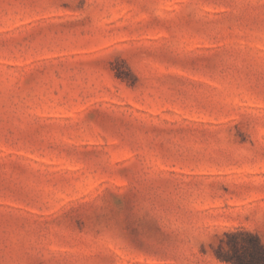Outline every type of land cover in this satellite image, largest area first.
<instances>
[{"label": "rangeland", "instance_id": "1", "mask_svg": "<svg viewBox=\"0 0 264 264\" xmlns=\"http://www.w3.org/2000/svg\"><path fill=\"white\" fill-rule=\"evenodd\" d=\"M251 236L264 0H0V264H230Z\"/></svg>", "mask_w": 264, "mask_h": 264}, {"label": "trees", "instance_id": "2", "mask_svg": "<svg viewBox=\"0 0 264 264\" xmlns=\"http://www.w3.org/2000/svg\"><path fill=\"white\" fill-rule=\"evenodd\" d=\"M234 235L235 234L232 233L229 234V236ZM251 239H253L251 245L246 246L243 249L244 253H246L248 257L239 254L229 255V253L226 252L224 253V255L218 254V258L230 264H264V248L255 236H251ZM236 245V243H231L230 247H232V249H235Z\"/></svg>", "mask_w": 264, "mask_h": 264}]
</instances>
